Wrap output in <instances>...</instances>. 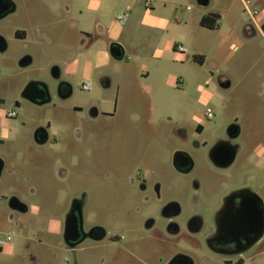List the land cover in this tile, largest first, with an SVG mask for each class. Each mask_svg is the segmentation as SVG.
<instances>
[{
    "label": "rangeland",
    "instance_id": "374dc122",
    "mask_svg": "<svg viewBox=\"0 0 264 264\" xmlns=\"http://www.w3.org/2000/svg\"><path fill=\"white\" fill-rule=\"evenodd\" d=\"M25 1L17 15L9 17L10 24L0 21V33L8 39L7 50L0 53V108L5 115L10 108L16 111L7 126L18 127L14 139L0 137V158L5 162L0 175V239L8 231L14 233L13 241L0 247V264H138L115 246L93 247L85 241L83 249L73 252L61 242L69 201L82 192L87 195V221L107 228L119 226L124 210L118 196L127 190L124 180L137 170H154L171 186L168 197L181 203L182 219L240 183L252 158L258 163L259 194L264 199V35L258 29L250 31L252 19L243 0H209L206 6L196 0H169L176 4L166 5L158 0H129L117 4L109 15L89 0H60L57 10H49L41 0ZM244 1L250 11H259L255 18L261 23L264 0ZM123 12L129 13L125 25L115 19ZM208 12L220 15L215 28L199 23ZM26 16L24 25L31 30L38 18H45L47 36L14 39V28ZM162 19L180 26L154 31L152 26ZM85 34L90 37L83 48L80 42ZM106 41L121 43L124 57L112 58L86 76L92 61L89 51ZM24 53L31 54L33 62L21 68L17 62ZM54 66L61 78L72 82V95L41 106L25 101L20 92L32 80L43 81L55 91ZM102 77L109 80L108 86L102 85ZM87 81L91 87L84 90ZM226 82L229 86L223 87ZM8 100L19 104L8 105ZM93 102L112 115L88 121L85 110ZM76 106L84 111H76ZM208 111L211 118L206 116ZM59 118H65L57 126L61 125L59 132L67 145L56 149L35 144L34 128ZM75 123L82 131L80 141L72 132ZM197 123L222 134L230 124L241 128L243 159L227 170L228 175L218 174V186H212L216 180L211 166L200 157L186 176L171 167L173 151L188 148L179 132L191 134ZM194 181L199 182L198 189ZM13 193L39 210L36 216L26 214V226L7 221ZM204 229L177 235L196 264H264V235L240 256L215 257L197 244L208 225Z\"/></svg>",
    "mask_w": 264,
    "mask_h": 264
},
{
    "label": "flooded vegetation",
    "instance_id": "af4514ba",
    "mask_svg": "<svg viewBox=\"0 0 264 264\" xmlns=\"http://www.w3.org/2000/svg\"><path fill=\"white\" fill-rule=\"evenodd\" d=\"M45 1L41 0L43 5L47 6L49 10L54 9V6L45 4ZM24 4H26L25 0H0V21H7L10 24L12 18L9 17L17 15L15 12ZM28 19V16L23 17L22 25L14 28V39L26 40L30 39V35H32L38 40L47 36L44 31L45 18H38L39 23L35 24L32 30L24 25ZM58 21L55 18V23H58ZM250 28V31L254 32V27ZM0 36L4 39V43L2 42L4 50L0 53H4L8 48V39L1 33ZM85 41L86 37L83 36L81 43ZM32 62L31 54L24 53L17 63L21 68H24L31 65ZM58 74L59 68L57 66L52 67L51 75L56 82L55 91L52 92V89L46 84L49 92L41 94L37 87L38 84H33L30 86V93L33 96L43 97L31 101L25 98L22 92L30 81L22 87L20 96L36 106L48 104L56 99L66 100L72 95L73 85L72 82L61 78ZM101 83L106 86L110 84L106 77L101 78ZM42 101L47 102L40 103ZM6 104L18 106L19 102L8 100ZM75 110L78 112L84 111L82 107L77 106ZM8 112L5 115L3 109L0 108V137L11 135L14 139L18 127H8L7 122L15 119L17 113L15 111V115L11 117ZM110 115L112 114L109 111L103 110L96 102L88 104L85 110L86 118L92 123ZM61 120L65 121V118H59L53 121V124L50 121L45 124H38L32 131L33 142L37 145L54 146L56 149L64 148L67 144L62 140L59 132L61 125L57 126V121ZM21 125H24V122ZM231 125L227 126L223 134L214 132V130H206L202 123H197L191 134L187 131L179 132V138L185 146L188 145V148L181 147L173 151L170 162L172 169L186 176L195 169L198 164L197 159L200 157L211 166L212 174H214L212 176L216 180L212 181V186H218L221 183L218 174H227L230 167L243 159L241 156L244 147L239 143L241 128L239 126L230 128ZM72 127L74 138L80 141L82 131L79 124L75 123ZM210 133H212L211 138L208 137ZM248 163V172L242 177L240 183L228 187L223 194L216 198L215 202L204 206L198 205L195 212L187 219H182L183 209L181 203L175 198L168 197L171 186L166 184L154 170L149 172L137 170L136 174L130 175L127 180H124L127 184V190L124 194L118 196L123 202L124 214L121 215L119 220L121 222L117 227L124 226L126 229H118L115 225L107 228L101 224L87 221L88 214L85 215L88 207L87 195L85 192L77 194L71 198L66 209V211L73 210L72 242L66 244L63 241L64 219L61 242L65 247L70 246L68 248L73 252L83 249L82 244L85 241L90 242L93 247L115 246L119 251L130 255L138 264H196V260L185 250V245L180 244L177 235L185 232L199 234L208 225L209 229L204 231L202 239L196 240L198 246H204L215 257H218V254L225 257L235 256L233 253L238 249L239 244L227 235V232L230 229L232 230L237 216L241 213V201L252 204L255 201L254 193H257L264 203V199L259 194V172L256 170V168L259 169L258 163L253 158ZM4 166L5 162L0 158V175ZM222 185H225V183L223 182ZM193 187L198 189L199 182L194 181ZM235 189L242 190V194L229 199V195ZM11 197L17 198L20 202L15 203L9 200L8 223L17 227L26 226L25 220L27 218H24L26 214L36 216L39 210L26 204L15 193ZM241 242L244 243V238L240 239Z\"/></svg>",
    "mask_w": 264,
    "mask_h": 264
},
{
    "label": "water",
    "instance_id": "95a60500",
    "mask_svg": "<svg viewBox=\"0 0 264 264\" xmlns=\"http://www.w3.org/2000/svg\"><path fill=\"white\" fill-rule=\"evenodd\" d=\"M197 3L201 6L208 5L209 0H196ZM4 39L0 36V51L4 50ZM109 54L112 58L120 60L124 57L125 51L123 46L118 42H110L108 46ZM60 76V69L59 74ZM37 85L39 88V92L41 94H44L45 92H49V88L46 85V83L42 81H31L28 83L24 89L23 94L24 97L35 101L37 99H40V97L43 96H33L30 93V86ZM223 87L229 86V82L223 83ZM35 87V86H34ZM48 101V100H47ZM47 101H42L40 103H45ZM238 127L236 124H232L230 128ZM242 190L235 189L230 195L229 199H233L236 196H239L242 194ZM255 195V201L252 204H247L244 201H241V213L237 216L235 223L233 224L232 230L230 229L229 232H227L229 236L233 238L239 245L238 249L234 251L233 254L235 255H242L246 251H248L252 246H254L264 235V203L262 202L261 197L254 193ZM19 203L20 201L17 198H11L10 202ZM73 210L70 209L67 211L65 218H64V229H63V241L66 244H70L72 242L71 233L73 230ZM220 230V229H219ZM244 238V243H240V239ZM70 247V246H68Z\"/></svg>",
    "mask_w": 264,
    "mask_h": 264
},
{
    "label": "crops",
    "instance_id": "0c3cea01",
    "mask_svg": "<svg viewBox=\"0 0 264 264\" xmlns=\"http://www.w3.org/2000/svg\"><path fill=\"white\" fill-rule=\"evenodd\" d=\"M89 1L91 3H93V5L97 4L99 10H102L104 13H106V15H109V14L112 13L114 7L117 4H123L125 1H129V0H89ZM158 1L161 2V3H163L164 5H166V3H168V2L169 3H172V4H176V1H173L174 3L172 1L170 2L169 0H158ZM146 2H149V1H146ZM146 2H145V5H146ZM44 3L45 4H48L50 6H54L53 7L54 8L53 10H57V8H60V6H61L60 0H46ZM136 3H137V1H136ZM150 6H151V2H150ZM152 6H153V4H152ZM68 9H69L68 6H66V10H68ZM186 10L189 11L190 10V7L187 6L186 7ZM128 19H129V17H128ZM128 19H127L126 23L128 22ZM255 20H256V18H255ZM262 22H264V20ZM262 22L259 23L256 20V23H254L252 21V24H250V27H254V29H258L259 32L262 35H264V33H263V31H262V29L260 27V25L262 24ZM125 24H121V25H125ZM174 25L177 26V27L180 26V24H173V23H171V22H169L167 20H163L162 19L158 23L154 24L152 26V29H154V31L155 30H159V29L167 30L168 28H174ZM250 30H251V28H250ZM103 33H104V27H102V31H101V34H103ZM84 36L86 37V41L84 43H81L80 42V45L83 48H85L87 46L88 39H89L90 35L89 34H85ZM178 38H179V36H176V39L175 40H178ZM109 44H108V41H106L102 47H100L98 49H91L89 51L90 56L92 58V61L91 62H88V65H87L86 71H85V75L86 76L92 75V73H93V71L95 69H98V68L102 67L103 65H105L106 63H108V61L110 59H112V57L110 56L109 51H108ZM179 45L182 46V44L180 42H179V44L177 46H179ZM123 48H124V46H123ZM173 48H175V45H173ZM124 51H125V48H124Z\"/></svg>",
    "mask_w": 264,
    "mask_h": 264
},
{
    "label": "built area",
    "instance_id": "2783aa9c",
    "mask_svg": "<svg viewBox=\"0 0 264 264\" xmlns=\"http://www.w3.org/2000/svg\"><path fill=\"white\" fill-rule=\"evenodd\" d=\"M243 3H244V6L245 8L248 10L250 16H251V19L254 23H256V20H255V16L259 14V11L257 10H254V11H250L248 6H247V2L243 0ZM146 6H150V2H146ZM263 15H264V9L263 11L261 12ZM129 17V13L128 12H123V13H118L116 16H115V19L120 23V24H125L127 19ZM179 49H183L182 46L179 45ZM91 87V81H87L86 84L83 85V89L84 90H89ZM8 115L9 116H14L15 115V111L14 109H10L9 112H8ZM206 116L208 118H211L212 117V114L211 112H207L206 113ZM14 239V233L13 231H8L5 235V237L3 239H0V247L8 242H11L13 241Z\"/></svg>",
    "mask_w": 264,
    "mask_h": 264
},
{
    "label": "trees",
    "instance_id": "16d2710c",
    "mask_svg": "<svg viewBox=\"0 0 264 264\" xmlns=\"http://www.w3.org/2000/svg\"><path fill=\"white\" fill-rule=\"evenodd\" d=\"M220 15L217 12H208L204 14L200 19V25L207 28H215L218 25ZM262 31L264 32V22L261 24ZM194 60L199 63H202V58L200 56H194Z\"/></svg>",
    "mask_w": 264,
    "mask_h": 264
}]
</instances>
